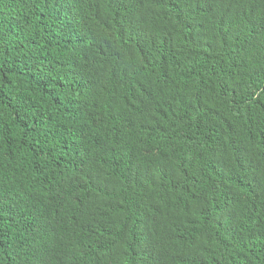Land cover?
I'll use <instances>...</instances> for the list:
<instances>
[{"label":"trees","instance_id":"1","mask_svg":"<svg viewBox=\"0 0 264 264\" xmlns=\"http://www.w3.org/2000/svg\"><path fill=\"white\" fill-rule=\"evenodd\" d=\"M0 264H264V0H0Z\"/></svg>","mask_w":264,"mask_h":264}]
</instances>
